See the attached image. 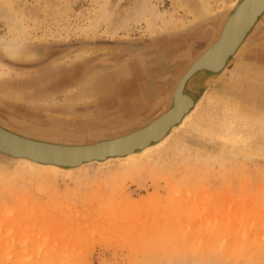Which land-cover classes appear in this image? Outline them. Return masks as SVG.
<instances>
[{
    "label": "rangeland",
    "instance_id": "rangeland-1",
    "mask_svg": "<svg viewBox=\"0 0 264 264\" xmlns=\"http://www.w3.org/2000/svg\"><path fill=\"white\" fill-rule=\"evenodd\" d=\"M234 1L209 0L216 13L195 22L202 0H0V37H19L39 57L23 62L0 50V84L62 71L38 94L0 91V123L64 144L136 130L166 110L174 78ZM263 38L264 19L142 170L110 160L43 177L0 158V264H264V110L254 103L264 106L254 95L264 91V70L245 60ZM89 39L106 42L78 43ZM106 73L119 82L111 95L92 90L91 75Z\"/></svg>",
    "mask_w": 264,
    "mask_h": 264
},
{
    "label": "water",
    "instance_id": "water-1",
    "mask_svg": "<svg viewBox=\"0 0 264 264\" xmlns=\"http://www.w3.org/2000/svg\"><path fill=\"white\" fill-rule=\"evenodd\" d=\"M250 0H235L233 4H227L223 7L220 12V17L217 22V27L212 31L207 45L193 58H191L186 66L180 71V73L174 78L172 89L166 98V110L155 118L143 123L136 130L123 134L120 137H106L104 135L93 136V141L90 143L81 144H64L59 142L47 141L44 139H33L18 133H15L11 129L3 126L0 123V132L12 137L17 142L22 143L21 146H15L11 148H6L0 146V158L13 161L17 163H24L23 160L17 158H29L44 164H54L63 168H72V170L79 169L78 166L84 164H104L107 159L114 160L116 157H124L131 151H140L148 145L155 144L164 135L169 137L174 132H176L175 126H178L186 113L194 111L196 106H198L201 99L204 97L206 92L213 88L219 80L221 79L224 71L229 67V65L236 60L239 52L245 46V43L249 36L252 34L253 30L257 25L264 19V11L256 16L255 20L248 28L245 33L243 42L238 46L236 52L229 54L221 67L212 68L210 66L201 65L199 68L193 70L196 63L205 58L210 52L217 47L230 24L236 17L240 14L243 7ZM220 36V38H219ZM218 39V40H217ZM143 40H125L116 39L110 40L109 42L118 44H139ZM106 42L102 39H89L78 41L82 47H93L99 43ZM122 51V50H121ZM200 56V57H199ZM199 57V58H198ZM198 58L195 64L190 65L192 60ZM188 72L183 76L188 66ZM193 70V71H192ZM182 81L178 85L180 77ZM176 88V93L178 90L184 91L192 98V104L186 112H184L178 120H173L171 125L168 126L163 135H152L151 130L156 127L163 119L168 117L176 108V103L173 104V94ZM175 97V96H174ZM193 113V112H192ZM191 113V114H192ZM150 134V135H149ZM144 135L143 138H141ZM147 136V137H145ZM66 137L70 139H75L78 141H83L84 136H72L67 135ZM165 141V140H164ZM85 144V145H83ZM36 146L41 151H36ZM104 161V162H103Z\"/></svg>",
    "mask_w": 264,
    "mask_h": 264
},
{
    "label": "bare ground",
    "instance_id": "bare-ground-1",
    "mask_svg": "<svg viewBox=\"0 0 264 264\" xmlns=\"http://www.w3.org/2000/svg\"><path fill=\"white\" fill-rule=\"evenodd\" d=\"M2 4H5V3L2 2ZM5 6H6V4H5ZM6 7H8V6H6ZM263 11H264V0H250L243 7V9L241 10L240 14L236 17V19H234L232 21V23L230 24L229 28L227 29V31H226V33H225V35L223 37L221 43L217 47H215L213 49V51L210 52L205 58L200 59L196 63V61L200 57L199 56L198 58H195L191 62V64H190L191 66L196 63V65L193 68V70L199 68L201 65L210 66L212 68L221 67L224 64V61L226 60L227 56L229 54H231V53L233 54L234 52H236L238 46L243 42L244 37H245V33L247 32L249 26L254 21H256L255 20L256 16L259 15ZM10 13L11 12L9 11V14ZM215 13H216V10L215 11L212 10V8L209 6V0H202V8L196 9L194 11V13H193L194 21L195 22L203 21V20L213 16ZM1 14H2V12H0V16H1ZM4 15H6L5 12H4ZM100 21H101V19H100ZM219 38H220V36H219ZM23 43H24V40L20 39L19 37L13 38V39H6V38L0 37V50L5 55H7L8 57H11V59H13V60H18V61H23V62H35V61H37L38 58H39L38 55L35 52H33V51L25 50ZM97 51H98L97 48L96 49H91V50H88V51L85 50V51H82L79 54H77L76 57L80 58V57L90 56V55L94 54ZM26 64H28V63H26ZM190 65L188 66V68L185 71V73L183 74V76L188 72V69L191 67ZM252 68H253V66H252ZM253 70H254V68H253ZM61 73H62V71H60V70H58L56 68H48V69L40 70V71L37 72L36 77H31V78H28V79H24V80H21L20 82L12 83V84L1 83L0 84V91L1 92L10 91V93L14 97L15 96L18 97L20 95H23V90H25L26 93H29V91L33 92V89L35 88L36 90L34 92H35V94H38V92L40 91V88H41L40 85L44 81H48L49 80L52 83H56V81L60 77ZM107 74L108 73L104 74V76H102V78L101 77L97 78L96 75H93V74L91 75V77L93 78V82H95L94 85H93L94 87L92 88L93 91H96V93H100L102 95H107L110 92L109 95H111V92L115 88H117V86L119 85V82H115V75L113 76L112 74H109V75H107ZM183 76L180 77L176 88H178V85H180V82L182 81V77ZM120 78H122V77H120ZM84 80L85 81L88 80V73L84 77ZM176 88H175V91H174V94H173V100H172L173 104H174V101L176 103L175 110L168 117L163 119L162 122H160L158 125H156V127H154L151 130L150 134H152V135H163L164 132L166 131V129L168 128V126L171 125L172 121L173 120H178L179 117L184 112H186V110H188L189 107L191 106L192 98L188 94H186L184 91L181 92L180 90H178L177 93H176ZM83 94H84V92H82V95ZM257 94L258 95H264L263 89L259 90L254 95L256 96ZM254 103H255V106L258 107L260 110H264V106H262L261 102L258 103V101L257 102L255 101ZM196 108H197V106H196ZM196 108L194 109V111L196 110ZM194 111H192V112H194ZM192 112L186 113V115L183 117V119L181 120L179 125L175 126L174 128H176V130L180 129L184 125V123L186 122L187 118L191 115ZM66 135H68V134H66ZM181 136H182V134H181ZM143 137H144V135L141 138H143ZM145 137H147V136H145ZM167 138L168 137L166 135H164L155 144H152V145L150 144V145L146 146L145 148H143L140 151H131L126 156H124V157H116V159H114V160L121 161V162H126V163H128V165H127L128 167L133 168V169H137V170H142L145 167L144 158L151 156V152L155 148L160 146L164 142V140H166ZM21 145H22V143H19L15 139H13L12 137L7 136V135L3 134L2 132H0V146L6 147V148H11V147L21 146ZM83 145H85V144H83ZM36 148H37V149H35L36 151H41L39 149L41 147L36 146ZM153 155H155V154H153ZM17 159L23 160L24 164L26 166H28V168H30L31 170L35 171V173L37 175L43 176V177L44 176H48V175L49 176H52V175L58 176V175H61V174L70 173L72 171V168H63V167H60V166H57V165H54V164H44L42 162H38V161L29 159V158H17ZM152 160H154V159H152ZM106 161L108 163V161H110V159H107ZM3 166L4 165H2V167ZM155 166H157V168L160 169L161 171H165L166 170V169H162L161 167H159L160 165H158V164L154 165V167ZM82 167H84V164L78 166L77 168H82ZM158 173H160V172H158ZM160 178H162V177L160 176ZM133 181H135V180H133ZM169 185H170V183H169ZM121 193L125 194L126 191L124 190ZM128 194H131V193H128ZM182 199H184V201H185V199H187V198L183 197Z\"/></svg>",
    "mask_w": 264,
    "mask_h": 264
},
{
    "label": "crops",
    "instance_id": "crops-1",
    "mask_svg": "<svg viewBox=\"0 0 264 264\" xmlns=\"http://www.w3.org/2000/svg\"><path fill=\"white\" fill-rule=\"evenodd\" d=\"M254 43L256 45L255 46H252ZM257 44H259V46ZM250 50H255L256 53H254V54H255V56L258 54V58L255 57L254 55H251L250 57H248L249 59H245V60H247L248 62H250V63H248V64H250V66H253L254 68H256L255 67L256 65H260L261 66V69L264 70V38L261 39V41L259 43H256V42L250 43L249 46H248V48H247V50H246L245 56L248 55V52ZM241 63H242V61H239L238 64L241 65Z\"/></svg>",
    "mask_w": 264,
    "mask_h": 264
}]
</instances>
